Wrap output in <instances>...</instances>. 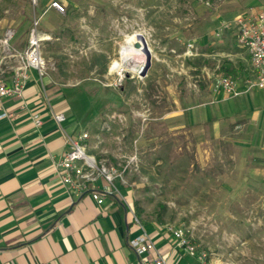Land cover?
Here are the masks:
<instances>
[{
  "label": "rangeland",
  "instance_id": "374dc122",
  "mask_svg": "<svg viewBox=\"0 0 264 264\" xmlns=\"http://www.w3.org/2000/svg\"><path fill=\"white\" fill-rule=\"evenodd\" d=\"M52 1L34 10L30 0H0V55L8 30L14 48L29 47L36 14L45 60L39 77L69 95L80 125L71 137L88 134L80 142L116 170L111 188L138 220L169 233L185 224L211 264H264V185L245 177L252 153L226 131L216 137L209 123L202 131L191 116L210 104L197 95L208 89L205 66L219 64L221 75L244 67L246 49L223 23L264 0H57L64 11ZM138 33L153 56L145 75L146 59L122 50ZM257 155L263 162L254 170L264 176V147Z\"/></svg>",
  "mask_w": 264,
  "mask_h": 264
},
{
  "label": "crops",
  "instance_id": "0c3cea01",
  "mask_svg": "<svg viewBox=\"0 0 264 264\" xmlns=\"http://www.w3.org/2000/svg\"><path fill=\"white\" fill-rule=\"evenodd\" d=\"M246 53L243 68L231 65L227 70L241 89L252 77L247 49ZM11 75L8 70V80ZM220 75L219 64L204 67L208 89H198L197 95L210 104L191 111V116L202 131L209 123L216 137L226 131L236 145L252 153L245 160L251 165L245 177L259 179L262 186L264 176L254 166L263 162L257 154L264 147V88L223 100L213 89ZM39 76L31 71L21 96L0 99V264H140L131 240L141 234L142 226L168 264H200L167 229L158 231L153 224L140 222L120 194L119 200L107 193L99 203L92 187L76 195L64 182L58 163L80 125L63 87ZM57 113H64L66 120L59 123ZM36 115L41 125L36 124ZM103 183L100 178L95 185Z\"/></svg>",
  "mask_w": 264,
  "mask_h": 264
},
{
  "label": "built area",
  "instance_id": "2783aa9c",
  "mask_svg": "<svg viewBox=\"0 0 264 264\" xmlns=\"http://www.w3.org/2000/svg\"><path fill=\"white\" fill-rule=\"evenodd\" d=\"M30 2L34 10L39 5V0H30ZM49 7L64 11L63 5L57 0L52 1ZM34 17V27L31 29L29 47L26 50H17L12 46L11 40L14 36L12 30H8L2 40L0 99L21 96L29 77L30 68L38 70L41 77L44 75L45 60L41 52L42 40L38 31L39 18L36 14ZM223 29H234L239 44L250 53L252 77L246 79L244 88L241 89L234 76L220 75L215 79L214 91L221 93L224 97L233 98L255 88H264V9L241 14L231 21H225ZM192 47L193 45L190 43L188 49L192 51ZM13 60L16 62L15 64L12 63ZM8 70L12 72L9 80L6 76ZM55 118L59 123L66 120L64 113H57ZM35 121L37 125L42 124L38 115L35 116ZM86 137L88 134H84L80 139L70 137V149L60 159L58 165L64 171V182L71 187L76 195H80L92 187V196L102 203L105 194L117 192L111 188L116 177V170L109 169L105 164L99 163L94 155L87 153L85 146L80 142ZM99 178H102L104 182L102 187L95 185ZM142 228L141 234L131 240V246L141 257L140 264H168L165 256L156 252V244L149 233L143 226ZM169 229L179 247L188 253H197L200 264H211L208 262V254L205 251L197 252V246L190 239L189 230L185 224L169 227Z\"/></svg>",
  "mask_w": 264,
  "mask_h": 264
},
{
  "label": "water",
  "instance_id": "95a60500",
  "mask_svg": "<svg viewBox=\"0 0 264 264\" xmlns=\"http://www.w3.org/2000/svg\"><path fill=\"white\" fill-rule=\"evenodd\" d=\"M135 47L137 48H143L146 53V64L144 67V71L142 72L143 75L146 74L147 70L150 68L152 64V52L151 48L149 47L147 38L142 34L138 33V40L135 42Z\"/></svg>",
  "mask_w": 264,
  "mask_h": 264
},
{
  "label": "bare ground",
  "instance_id": "6f19581e",
  "mask_svg": "<svg viewBox=\"0 0 264 264\" xmlns=\"http://www.w3.org/2000/svg\"><path fill=\"white\" fill-rule=\"evenodd\" d=\"M136 42V41H135ZM135 42L132 44V43H130V44H127V45H125V46H123V48H122V50H124V51H129V55H130V58L132 57V56H137V57H140L141 59H143V61H145V59H146V53H145V50L143 49V48H137V47H135ZM124 51H122V54H124ZM125 57H123V60H121V61H126L125 59H124ZM141 62V61H140ZM138 63V62H137ZM114 66H115V68H119V69H122V66H123V63L122 62H120V61H116L115 63H114ZM130 66V65H129ZM121 75V74H120Z\"/></svg>",
  "mask_w": 264,
  "mask_h": 264
},
{
  "label": "trees",
  "instance_id": "16d2710c",
  "mask_svg": "<svg viewBox=\"0 0 264 264\" xmlns=\"http://www.w3.org/2000/svg\"><path fill=\"white\" fill-rule=\"evenodd\" d=\"M101 193H103L102 191H101ZM108 194H110L111 196H114V197H116L117 199H119L120 200V196H119V193H117V192H113V193H108Z\"/></svg>",
  "mask_w": 264,
  "mask_h": 264
}]
</instances>
